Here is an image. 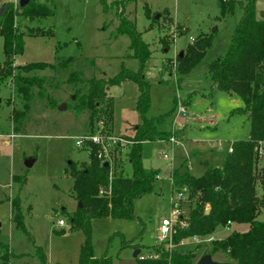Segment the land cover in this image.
I'll return each mask as SVG.
<instances>
[{"label": "rangeland", "instance_id": "1", "mask_svg": "<svg viewBox=\"0 0 264 264\" xmlns=\"http://www.w3.org/2000/svg\"><path fill=\"white\" fill-rule=\"evenodd\" d=\"M41 1L52 10V16L38 21L17 18L18 24L48 30L53 35L31 36L23 28L24 52L15 58L13 73H20L15 68L28 63L53 64L65 57L76 60L67 72L33 73L48 79L46 87L57 105L52 108L46 106V100L34 99L18 134L13 131L12 110L19 107L20 101L14 92L13 79H0V244L10 247L13 257L9 264H41L38 248L47 255L49 264L79 261L85 234L70 229L79 202L68 171L72 163L80 166L89 162V149L78 147L76 136L100 132L106 141L116 137L109 146L101 145L99 158L114 165L112 158L116 157L121 162L118 172L123 167L125 173L131 174L127 154L133 146L135 129L142 121L136 110L139 90L134 82L125 81L109 91L114 108L112 129L97 122L91 130L86 126L89 120L86 112L77 114L68 107L59 109L70 103L73 89L67 79L72 69L84 73L85 78H113L122 66L133 72L139 70V60L130 49V37L116 33L122 15L136 24L151 50L144 71L151 85L148 116H164L161 129L170 132L177 141L143 144L144 167L159 170L160 175L154 191L135 201L134 220L107 217L93 219L91 223L95 256H110L114 264H138L142 256L151 258L157 256L158 248H170L158 242L162 221L173 219L175 213L173 200L178 191L172 184V171L180 168L195 176L202 175L208 166L222 165L235 141L250 137L248 116L233 113L242 107L240 99L212 89V82L205 75L208 65L226 53L243 12L238 9L234 16L221 18L220 0H106L107 8L100 0ZM11 2L19 12V0H0V6ZM262 11L264 0H258V19L264 18ZM202 35H212L213 46L191 73L181 74L178 72L181 53L184 57L187 47ZM4 60L0 37L1 65ZM179 103L186 106V116H177ZM30 159L36 162L28 168L25 162ZM259 164V168H264V156L259 158ZM182 192L185 194L177 203L183 205L179 211L184 216L190 200L188 190L183 188ZM16 199L21 203L27 233L16 228L12 221V201ZM60 220L65 221L64 226L59 225ZM257 220L264 221V209ZM183 223L187 222L180 217L174 223L172 235L177 227L185 228ZM248 229V224L232 223L219 227L213 235L185 242L209 250L212 241ZM136 250H140L137 257ZM214 258L226 260L222 255Z\"/></svg>", "mask_w": 264, "mask_h": 264}, {"label": "trees", "instance_id": "2", "mask_svg": "<svg viewBox=\"0 0 264 264\" xmlns=\"http://www.w3.org/2000/svg\"><path fill=\"white\" fill-rule=\"evenodd\" d=\"M100 1L107 8L106 0ZM220 2L221 18L234 16L238 9L243 13L226 53L208 65L205 75L211 80L212 89L240 99L242 107L233 113L248 116L250 137L235 141L233 151L228 152L223 164L220 167L208 166L202 175L195 176L180 168L172 171L171 179L176 191L182 192L183 188H187L189 193L190 202L186 206L188 213L181 216L188 227L175 229L172 248H158L156 257L140 260L138 264H198L206 255H211L215 262L221 263L264 264V221L257 220L264 209V168H259L260 157L256 150L259 142L264 141V18L258 19L256 16L257 0ZM4 5H7V9L0 16V37L3 38L5 60L0 64V79H13L14 92L20 101L19 107L14 106L12 110L13 131L18 134L34 99L46 100V106L52 108L57 105L46 87L48 79L33 73L44 70L67 72L75 64L76 58H59L53 64L28 63L15 68L20 73L14 74L15 58L24 52L23 28L31 36L53 35L48 30L22 27L17 18L38 21L51 17L53 12L41 0H31L19 12L12 2ZM116 33L130 37V49L133 57L139 60V70L133 72L122 66L120 73L113 78H85L84 73L72 69L67 82L73 92L67 107L77 114L86 112L89 118L86 126L91 130L97 122L112 129L114 108L109 91L125 81H132L138 86L136 110L142 121L135 129L133 146L127 154L131 174L125 173L123 167L118 172L121 162L116 157L112 158L115 160L114 165L108 160L100 159V146L96 145L89 147V162L80 166L70 164L68 173L73 178V192L79 204H82L71 217L70 229L80 230L85 234L79 261L74 264H114V259L110 256H95L92 220L110 217L131 221L136 218L135 201L154 191L160 175L159 170H147L144 167L143 144L171 138V133L160 127L164 116H148L151 85L147 82L144 71L151 58L149 45L143 40L142 33L137 31L136 24L125 16L119 17ZM212 46V35L199 36L194 44L187 47L185 56L180 55L178 72L183 75L191 73ZM35 90L38 91L36 95ZM105 162H109V166H104ZM182 206L173 202L174 209ZM12 221L16 228L27 233L19 199L12 201ZM232 223L248 224L249 229L245 232L234 231L224 239L212 241L209 250L201 245L191 247L185 242L189 238L213 235L219 227H227ZM37 250L41 264H49L44 251L40 248ZM221 255L226 260L214 258L217 256L219 259ZM12 257L10 247L0 244L1 264H9Z\"/></svg>", "mask_w": 264, "mask_h": 264}, {"label": "built area", "instance_id": "3", "mask_svg": "<svg viewBox=\"0 0 264 264\" xmlns=\"http://www.w3.org/2000/svg\"><path fill=\"white\" fill-rule=\"evenodd\" d=\"M177 116L182 115V116H186L187 115V109L186 106H184L182 103L178 104V109H177ZM76 139V145L78 147L81 148H87L89 149V147L91 145H96V146H100L103 145L105 146H109L112 142L111 139L113 140V142L116 141V137H109V140L106 141V138L102 136V134L100 132H87V133H83L79 136L75 137ZM170 141L172 143H176V139L174 136H172L170 138ZM256 150L258 151V155L259 157L264 156V141L259 142ZM233 151V149L231 148L229 150V152L231 153ZM166 158V155H165ZM185 190H187V188H185ZM183 194H185V192H178V196L176 199L173 200V202H178L179 199L183 198ZM174 217L173 219H164L162 221V224L160 226V238H159V242L160 244H166L169 245L170 248H172V231H173V227H174V223H176L178 221V219L181 217L180 215V211L178 208L174 209ZM230 223V222H229ZM59 225L64 226L65 225V221L64 220H60L59 221ZM184 227H187V223H183ZM171 240V241H170ZM169 248V249H170ZM156 256H151V258H154ZM143 259H148L146 257H141V260Z\"/></svg>", "mask_w": 264, "mask_h": 264}, {"label": "water", "instance_id": "4", "mask_svg": "<svg viewBox=\"0 0 264 264\" xmlns=\"http://www.w3.org/2000/svg\"><path fill=\"white\" fill-rule=\"evenodd\" d=\"M30 1H31V0H19V7H20V8H25L26 6L29 5ZM6 9H7V5H3V6L1 7V9H0V16L3 15V14L5 13ZM158 17H159V16H158ZM214 30H215V29H214ZM182 55H183V54L181 53V56H182ZM66 107H67L66 104H63L59 109H60V110H64V109H66ZM35 162H36L35 159H30V160H26L25 164H26V166H27L28 168H30V167L33 166V164H34ZM104 166H109V162H105ZM81 206H82V204H79V207H81ZM208 212H209V210H206V213H208ZM139 253H140V250H136L135 253H134V256L137 257V256L139 255ZM198 264H229V263L215 262V261L213 260V258L211 257V255H206V256H204V257H202V258L200 259V261L198 262Z\"/></svg>", "mask_w": 264, "mask_h": 264}, {"label": "crops", "instance_id": "5", "mask_svg": "<svg viewBox=\"0 0 264 264\" xmlns=\"http://www.w3.org/2000/svg\"><path fill=\"white\" fill-rule=\"evenodd\" d=\"M258 5V0H257V4H256V6ZM262 16H264V13H263V11H262ZM224 162V161H223ZM223 164V163H222ZM208 166V165H207ZM220 167V166H219Z\"/></svg>", "mask_w": 264, "mask_h": 264}]
</instances>
